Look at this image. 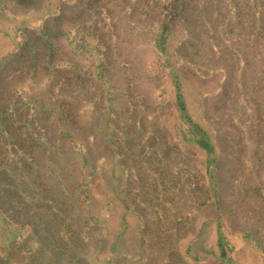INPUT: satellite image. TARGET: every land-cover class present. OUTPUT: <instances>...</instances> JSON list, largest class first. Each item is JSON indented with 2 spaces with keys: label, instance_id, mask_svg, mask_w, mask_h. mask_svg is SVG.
I'll return each instance as SVG.
<instances>
[{
  "label": "rangeland",
  "instance_id": "rangeland-1",
  "mask_svg": "<svg viewBox=\"0 0 264 264\" xmlns=\"http://www.w3.org/2000/svg\"><path fill=\"white\" fill-rule=\"evenodd\" d=\"M0 264H264V0H0Z\"/></svg>",
  "mask_w": 264,
  "mask_h": 264
}]
</instances>
